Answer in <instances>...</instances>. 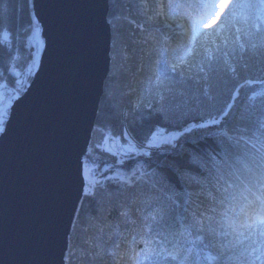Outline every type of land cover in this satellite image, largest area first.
I'll list each match as a JSON object with an SVG mask.
<instances>
[{
    "label": "snow or ice",
    "instance_id": "6c2138e0",
    "mask_svg": "<svg viewBox=\"0 0 264 264\" xmlns=\"http://www.w3.org/2000/svg\"><path fill=\"white\" fill-rule=\"evenodd\" d=\"M50 7L0 0V144L61 56ZM103 9L109 67L92 117L80 100L85 26L68 25L76 61L61 100L59 223L47 227L64 229L55 264H264V0ZM134 67L143 79L124 104L114 85ZM26 244L9 241L0 194V264H27L13 258Z\"/></svg>",
    "mask_w": 264,
    "mask_h": 264
},
{
    "label": "water",
    "instance_id": "95a60500",
    "mask_svg": "<svg viewBox=\"0 0 264 264\" xmlns=\"http://www.w3.org/2000/svg\"><path fill=\"white\" fill-rule=\"evenodd\" d=\"M103 4L104 0H51L45 18L56 27L61 56L48 83L25 105L20 122L0 144V194L7 234L9 241L18 235L25 238V248L13 258L27 264H55L64 250L63 227L49 232L47 227L59 223L55 199L67 133L62 116L68 107L61 100L64 84L72 76L70 63L76 61L68 25L77 32L81 23L85 26L87 60L80 100L92 117L109 67L111 32L104 23Z\"/></svg>",
    "mask_w": 264,
    "mask_h": 264
},
{
    "label": "trees",
    "instance_id": "16d2710c",
    "mask_svg": "<svg viewBox=\"0 0 264 264\" xmlns=\"http://www.w3.org/2000/svg\"><path fill=\"white\" fill-rule=\"evenodd\" d=\"M225 3H227V1H225ZM133 30H134V25H128V24L124 25L125 35L132 32ZM129 63L134 66L136 64L135 61H130ZM142 79H143V75L139 71H136L135 67L133 68V71H130L123 77L118 76L115 82V85H114V90H115L117 99L119 100L122 94L124 93H129V95L124 98V101H123L124 104H127V101L129 99H135V94L133 93V90H138L140 88V81ZM86 211H87V208H86ZM100 215L107 216V212L102 211ZM112 220L113 221L116 220L115 211H112ZM84 235L85 234H82V238ZM73 264H88V261L84 260L83 262H81L80 260L74 258Z\"/></svg>",
    "mask_w": 264,
    "mask_h": 264
},
{
    "label": "rangeland",
    "instance_id": "374dc122",
    "mask_svg": "<svg viewBox=\"0 0 264 264\" xmlns=\"http://www.w3.org/2000/svg\"><path fill=\"white\" fill-rule=\"evenodd\" d=\"M225 1H227V0H223V3H225ZM215 22H216L215 20L212 21L213 24H214Z\"/></svg>",
    "mask_w": 264,
    "mask_h": 264
}]
</instances>
